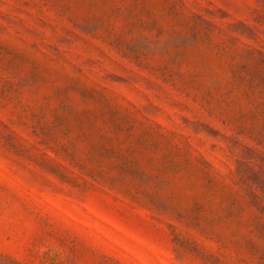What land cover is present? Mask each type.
Wrapping results in <instances>:
<instances>
[{
	"label": "rangeland",
	"instance_id": "374dc122",
	"mask_svg": "<svg viewBox=\"0 0 264 264\" xmlns=\"http://www.w3.org/2000/svg\"><path fill=\"white\" fill-rule=\"evenodd\" d=\"M0 264H264V0H0Z\"/></svg>",
	"mask_w": 264,
	"mask_h": 264
}]
</instances>
